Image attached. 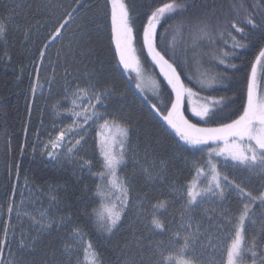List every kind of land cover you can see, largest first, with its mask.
<instances>
[{
	"label": "trees",
	"instance_id": "1",
	"mask_svg": "<svg viewBox=\"0 0 264 264\" xmlns=\"http://www.w3.org/2000/svg\"><path fill=\"white\" fill-rule=\"evenodd\" d=\"M123 1L130 11L134 6V10L139 13L138 19L145 24L144 18L165 3L181 6L195 3L197 7L192 11L199 12L201 17H209L208 23L214 27H190L184 16L166 10L157 33H161L162 28L167 29L163 32V38L169 56L184 68L181 77L185 85L200 96L220 99L213 111L230 105L226 108L228 114L240 112L246 105V85L243 79L245 75H250L248 62L254 63V54H258L259 46L264 43L260 29L253 28L246 21L260 20L261 14H264V0ZM42 6L53 7L55 15L60 16L66 8H74L76 4L73 0H0V22L7 20L9 29L0 38V241H4L5 220L9 217V197L17 181L25 180L46 191L49 197L56 198V202L48 207L54 222L40 234L32 231L24 234L26 246L23 247L22 242L14 244L12 257H6V248L3 249L4 244H0V264H20L21 261L23 264H52L53 261L56 264H73L74 257L79 256L81 250L78 254L72 250V255L68 252L72 228L82 232L99 264H124L128 255L136 257L138 264H167L166 249L170 245V237L179 232L180 216L187 204L184 190L197 178L206 181L211 176L208 164L210 159L222 180V197L231 211L233 207H243V204H239L241 196H237L234 185L238 184L245 193H251L253 199L242 225L239 260L241 264H253L254 260L260 264V257L264 254V204L261 203V197L264 196V171L236 167L238 163L211 156L212 141L195 149L181 146L170 132L161 127L159 120L141 104L143 96L136 89L125 85L120 74L114 71L116 60L112 51L114 40L110 39V0H94L92 10L87 15L95 21V31L79 54L72 52L80 67L73 68L69 60L67 69L64 64L65 53L69 48L68 39L55 47L43 49L44 37L47 35L44 28L51 23L48 15L52 13L46 14ZM12 8H16L17 15L9 18L8 13ZM213 16L215 20L211 19ZM221 17L224 19L221 20ZM228 18L233 23L242 21L245 32L254 33V38L241 39L242 34L231 28L225 29L223 25ZM25 19L28 23L22 27L21 22ZM79 23L80 18H77V23L67 34L77 42L79 38L74 37L73 32L78 30ZM30 27L34 31H26ZM235 42L245 47H237L236 55L224 57V64H220L222 54L231 53ZM41 50L45 51L43 63L39 61ZM137 55L140 56L139 50ZM229 60L238 67H248L249 71L235 75L231 70L225 72ZM140 63L144 71L155 73L161 94L166 81L158 68L146 65L143 56H140ZM38 69L42 72L48 91L38 97L35 103H31V90ZM66 72L73 73L72 79L66 77ZM204 72L219 84L212 87L199 84L197 80ZM90 77L94 79L90 80ZM73 81L91 92L89 84L97 85L96 94L115 89V95L105 103L110 107H118L123 100L131 116V125H125L121 119H109L108 123L109 126L127 127L131 143V149L128 148V142L124 144L125 164L121 165L120 170L126 179L128 205L121 214L124 226L111 238L108 233L96 227L106 222L102 218V203L109 188L108 171L100 165L103 153L97 136H90V142L84 150L91 168L55 164L46 159L34 144V137L41 126H44L41 129L44 132L45 127L54 121L52 109L60 108L61 105L67 107L63 100L71 88L77 87L73 86ZM259 90L264 94V60ZM161 102L166 100L161 97ZM129 114H125V118ZM113 115L119 116V113ZM186 115L193 123L199 122L198 126H219L205 125L204 121L192 115L190 109ZM122 140L123 137L120 142ZM120 142L116 148L117 153L120 152ZM146 146L147 151L144 150ZM225 176L233 187H225ZM156 205L161 207L156 209ZM154 214L162 225L160 231L150 223ZM59 220L64 223L59 224ZM21 223L26 228L27 222ZM133 239L141 242L132 245Z\"/></svg>",
	"mask_w": 264,
	"mask_h": 264
},
{
	"label": "snow or ice",
	"instance_id": "2",
	"mask_svg": "<svg viewBox=\"0 0 264 264\" xmlns=\"http://www.w3.org/2000/svg\"><path fill=\"white\" fill-rule=\"evenodd\" d=\"M76 7L66 8L62 15L56 16L54 8L50 6H42L44 12L52 13L48 15V20L51 21L44 31L47 35L44 37L43 49H49L55 47L57 44H62L66 39L69 40V48L65 53L66 59L64 67H69V60H71V66L78 68L80 65L76 63L75 58L72 56V52L75 51L78 54L82 51L85 45L89 42L92 32L95 31V21L87 15L92 10L94 0H73ZM118 0H112L111 10V25H110V39L114 40L113 57L116 60L114 65V71L120 74V78L124 81L125 85H129L132 89H139L136 77H131L130 73L135 71L137 77L140 75V56H143L144 63L151 67H158L160 72L163 73L166 84L163 86V91L160 97H143L141 98V104L148 108V111L155 116L161 127L172 134L177 140V143L186 148L190 147L195 149L196 146L207 145L210 141L217 143L223 142L225 148L222 149L218 155H223L225 151L229 153L231 159L238 161L236 167L244 166L248 169L257 168L260 171H264V102L256 104L254 102V91L257 88L256 84V67L262 60H264V43L259 46L258 54H254V63L248 62L250 67V75H245L243 83L246 85V105L240 109V112L228 114L226 108L231 107L230 105L222 106L218 111L209 113L207 108L199 109L197 107L191 108V113L195 117H199L200 120L204 121L205 125L218 124L217 127L198 126V123H193L186 113L189 111L188 106L185 103V93L191 97L197 93L193 92L192 88L186 87L181 80V75L184 72L183 66L176 62L172 56H169L166 42L163 38V32H166V28H162L161 33H157V27L161 25V19L166 10L175 12L177 16H184L187 24L190 27L203 26H215L209 25V17H201L199 12H193L192 10L197 7L193 4H171L165 3L163 7L157 8L151 12L150 15L146 16V24L143 20L138 19L139 13L134 10L130 11L129 6L119 4ZM30 14V13H29ZM75 14V15H74ZM17 15L16 8H12L8 13L9 18H14ZM21 15H25L21 13ZM77 18H80L78 30L73 32L74 37L79 38V42L69 37L67 34L73 28V25L77 23ZM215 20L216 17H211ZM224 18L221 17V20ZM28 21L25 19L21 22V25L27 24ZM247 24L252 25L253 28H259L261 36H264V14H261L259 21H253L248 19ZM237 24H240L237 27ZM139 25V26H137ZM225 29H234L237 33L242 34L241 39H252L254 33H246L244 23L237 20L233 23L231 18L226 20V24L223 25ZM49 28L51 31H49ZM8 22H0V38H3L8 32ZM26 31L32 32L34 28H27ZM244 48L245 45L235 42L233 44V50L231 53H223L220 58V64H224V57L236 55L235 49ZM139 50L140 56L137 55ZM59 56V53L57 54ZM168 57V58H166ZM45 59V51L39 52V61L43 63ZM83 59V56H81ZM172 60L170 63L169 61ZM173 64H176L174 67ZM179 69V70H178ZM231 70L233 75L236 73H247L248 67H238V65L232 60L228 61L225 68V72ZM66 77L72 79L73 73L66 72ZM187 78V76H186ZM227 78L226 76L224 77ZM94 77H90V80ZM73 86H77L76 82L73 81ZM170 86V88H169ZM92 88L93 95L90 98L95 100L100 105L99 109H96L93 105V113L85 115L83 120L80 122V130L76 133L78 138L69 136L65 140V131L61 130L56 141H50L53 149L60 146L57 142H63L69 145L67 151L72 153L75 146H80L81 141L85 140L86 133L95 126L98 122L100 127H106L109 123V119L116 120L121 119L125 125H131V116L129 114V108L125 101H120L118 107H110L105 101L109 100L110 97L114 96L116 90L102 92L96 94L97 85L89 84ZM161 97L166 102H161ZM82 111H87L82 109ZM113 113H119V116H114ZM242 113V114H241ZM125 114H129L125 118ZM89 120L92 124H89ZM121 136L123 140L119 144L120 152H116L117 145L115 143L108 144L104 150L100 165L103 169L108 171L110 176L115 177L117 170H122L121 165L125 164L124 160V144L128 142V148L131 149V143L129 142L130 132L127 127L122 128ZM75 138V144L73 139ZM243 142V143H242ZM86 143V140H85ZM246 145V147L244 146ZM42 147H48V145H42ZM148 146L144 149L147 151ZM78 155L79 153H73ZM52 155L51 153L49 154ZM211 168V180L210 186L205 190V195L211 199L212 196H223L224 189L221 187L219 174L215 171V165L212 164L211 159L208 161ZM92 169H89L91 171ZM225 187H233L232 184L228 183V177L224 178ZM237 196L253 199L251 193H245L244 189L240 186L234 185ZM210 194V195H209ZM199 193H194L190 188L188 190L189 200L187 204L189 206L196 203V196ZM261 203L264 204V196L261 197ZM127 195L125 190L124 199L121 201V207H127ZM161 205H156L158 209ZM247 204L245 205V209ZM8 212L12 213V206H8ZM247 213L245 212V215ZM126 220L127 217H124ZM244 216H241V226L243 225ZM150 223L156 228H162L159 220L153 215ZM51 224H49V227ZM124 225L121 223V212L113 211L109 212L108 218L105 223L97 224L96 227L103 233H108L109 237H114L116 232H119ZM188 227H191L189 223ZM8 234V228H4L5 237ZM7 241H0V244L6 243ZM141 241L133 239L132 245L139 244ZM187 239H185V247H187ZM89 247L91 245L89 244ZM2 254V249H0ZM95 255V254H94ZM241 255V237L240 232L236 234V238L232 241L231 248L228 251V264H237L234 257H240ZM256 253L253 252V256ZM20 264H23L21 261ZM52 264H56L53 261ZM93 264H99L97 260H93ZM124 264H138L136 257L128 255L125 258ZM256 264V261H253ZM260 264H264V254L260 257Z\"/></svg>",
	"mask_w": 264,
	"mask_h": 264
},
{
	"label": "rangeland",
	"instance_id": "3",
	"mask_svg": "<svg viewBox=\"0 0 264 264\" xmlns=\"http://www.w3.org/2000/svg\"><path fill=\"white\" fill-rule=\"evenodd\" d=\"M110 4L112 9V0H110ZM119 4L125 5L123 0H118L117 7ZM262 62L263 60L259 65L255 66L257 88L254 91V102L256 104L264 102V94H261L259 90ZM39 69L37 71L34 86L31 90V103H35V100L38 97L48 91L44 79L41 76L42 72ZM139 72L140 75L138 77L135 71L130 73L131 77H136L137 83L140 86L139 89H136L137 92L143 97H160V86L155 73L144 71L141 63ZM161 75L163 76V73H161ZM197 82L206 87H212L219 84L216 83L207 72H204ZM185 86L189 87L187 85ZM193 92L195 91L193 90ZM92 95L93 92L80 86H77L74 89L71 88L67 98L63 100L67 107L63 108L61 105L60 108L56 107L55 109H52V120L54 121L45 127L44 132H41V129L44 126H41L42 128L39 129L34 137L36 148L40 150L42 155L46 156V159L58 165L67 164L72 167L91 168L92 165L84 151L86 149V144L90 142L89 138L91 135L94 134L97 136L102 153L108 144L115 143L118 145L122 138V128L109 125L106 127H100V123L102 122H98L86 133V143L85 140L81 141V145H83L82 149L80 146H75L73 152L70 153L67 151L69 145L59 141L57 143L60 146L55 149L51 147L50 141H56L61 130L65 131V140H67L69 136L78 138L76 133L80 130V122L83 120V117L93 113V105H95L96 109H99V104H97L95 100L90 99ZM185 103L189 106L190 112L192 107H197L199 109L207 108L209 113H211L216 105L220 103V99L203 97L198 93L189 97L186 92ZM82 109H86L87 111H82ZM89 124H92L91 120H89ZM75 138L73 139V144H75ZM218 143L219 148H217L216 142H212L213 147L210 149V155L238 163V161L231 159V156L227 151H225L223 155H218L217 153L225 148L222 141ZM42 145H48V147H42ZM244 146L246 147V145ZM76 152L79 154L74 155L73 153ZM50 153L52 154L51 156L49 155ZM108 176V193L102 203V218L105 221L108 218L109 212L120 211L122 214L125 208L121 207V201L124 199L126 190L125 177L120 174L119 169L117 170L115 177L110 176L109 174ZM210 180L211 176L206 181L197 178L185 188L184 197L186 202L189 200L188 190L190 188L194 193H199V195L196 196V203L191 206L186 204L184 211L181 213L179 232L170 237L171 242L166 249L165 256L167 264H228V251L230 250L232 241L236 238L238 231L240 232L242 246L241 216H244L245 219V212L247 213V209L252 200H249V198L246 197H241L239 204H243V207L239 205L238 209L233 207V211H231V208L227 207V202L223 197L212 196L211 199H209L208 195H205V190L210 186ZM220 184L224 189L221 179ZM13 191V196L19 195L20 198L13 200L12 204H10L12 199L9 201L13 211L12 213L8 212V214L9 217L11 216L14 219L8 228V234L4 240H7L11 245L21 244L22 242L24 247L26 246L24 234H29L31 231L40 234L52 226L54 217H51L48 207L50 208L56 202V198L54 196L49 197L46 191L25 180L23 182L17 181ZM246 204L247 208L245 209ZM18 221H20V223L17 225L16 223ZM21 221L27 222L26 228ZM58 223L63 224L64 222L59 220ZM189 223L191 224V227H188ZM49 224H51L50 227ZM161 229L162 228L158 230L160 231ZM185 239L188 241L187 247H185ZM4 247L5 244L3 245V249ZM67 247L70 248L68 250L70 254L72 250L76 251L77 254L78 251L81 250L79 256L74 257L73 264H93L95 256L90 247L86 244L82 232L72 228L69 245ZM6 251L8 253V256L6 255V257H11V247L9 250L6 249ZM82 252H84L83 255H81ZM234 259L237 261V264H241L239 257H234Z\"/></svg>",
	"mask_w": 264,
	"mask_h": 264
},
{
	"label": "bare ground",
	"instance_id": "4",
	"mask_svg": "<svg viewBox=\"0 0 264 264\" xmlns=\"http://www.w3.org/2000/svg\"><path fill=\"white\" fill-rule=\"evenodd\" d=\"M14 195V191H13V193H12V195H10V197H9V200L10 199H12L11 201H10V204H12L13 203V200H17V199H19L20 197H19V195H16V196H13ZM9 215V214H8ZM13 220H11V218L10 217H8V218H6V220H5V225H6V227L7 228H9L10 227V225L12 224L11 222H12ZM4 239H5V235H4ZM5 241V240H4ZM7 241V240H6ZM5 244V247L4 248H6L7 250H9L10 249V247H11V257L13 256V251H14V244H10L8 241L6 242V243H4ZM3 247V246H2ZM8 256V255H7ZM8 258V257H7Z\"/></svg>",
	"mask_w": 264,
	"mask_h": 264
},
{
	"label": "water",
	"instance_id": "5",
	"mask_svg": "<svg viewBox=\"0 0 264 264\" xmlns=\"http://www.w3.org/2000/svg\"><path fill=\"white\" fill-rule=\"evenodd\" d=\"M175 67V66H174ZM181 80H182V77H181Z\"/></svg>",
	"mask_w": 264,
	"mask_h": 264
}]
</instances>
